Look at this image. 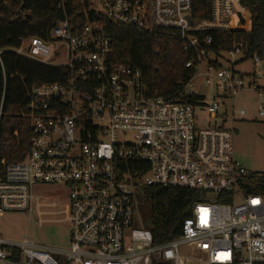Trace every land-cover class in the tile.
<instances>
[{
    "label": "built area",
    "instance_id": "built-area-1",
    "mask_svg": "<svg viewBox=\"0 0 264 264\" xmlns=\"http://www.w3.org/2000/svg\"><path fill=\"white\" fill-rule=\"evenodd\" d=\"M87 2L81 13L92 12L90 20L54 19L46 38L22 36L12 49L61 68L64 78L28 90L21 116L29 120V150L19 161H0V215L35 212L40 223L45 208L61 214L68 249L52 252L28 239L0 237V264H264V196L246 193L248 171L234 159L233 130L215 124L220 110L226 114L224 101L232 102L239 90L264 96L256 81L264 57L250 53L243 39L216 53L202 47L213 43L211 35L199 38L205 32L249 30L246 6L241 0H210L209 17L192 19V0ZM28 15L17 10L11 20ZM101 19L146 32L179 30L184 49L195 51L185 64L194 69L192 77L178 82L173 97L151 92L139 69L108 62L111 38ZM221 52L238 59L222 67ZM247 60L252 70L245 85L235 67ZM199 74L213 90L207 100L193 90ZM196 112L211 122L198 126ZM230 112L248 114L233 106ZM257 113L264 117L263 105ZM128 132L133 141L120 142L118 136ZM123 163L136 169L125 170ZM42 186H60L68 205L47 204ZM140 186L197 192L176 239L155 244L151 232L136 225Z\"/></svg>",
    "mask_w": 264,
    "mask_h": 264
},
{
    "label": "trees",
    "instance_id": "trees-1",
    "mask_svg": "<svg viewBox=\"0 0 264 264\" xmlns=\"http://www.w3.org/2000/svg\"><path fill=\"white\" fill-rule=\"evenodd\" d=\"M0 0V161L21 160L29 150V120L22 117L26 94L33 86L52 83L64 78V71L16 54L22 36L46 38L53 20L76 17L81 23L92 18V12L81 13L87 8V0ZM63 8H58L59 3ZM250 15L249 30L202 33V40L211 35L213 43L202 47L218 53L230 48L233 40L248 42L250 53L264 57V0H241ZM17 10L28 11L24 20H11ZM210 15V0H192V19ZM104 30L111 38L108 62L139 69L151 92L173 97L178 82H187L194 69L185 64L195 57V51L184 49V40L174 28H157L152 32L139 30L132 25L112 24L101 19ZM244 34L247 36L244 37ZM191 101V100H190ZM16 132V134H14ZM125 164V170H135L133 164ZM145 168V167H144ZM146 169V168H145ZM2 166L0 164V176ZM246 193L264 196V175L248 172ZM137 197L148 209V219L142 226L148 229L155 244L176 239L182 221L189 217L198 201L197 192L191 189L140 186ZM15 259L18 258L16 254ZM56 258H60L55 254Z\"/></svg>",
    "mask_w": 264,
    "mask_h": 264
},
{
    "label": "rangeland",
    "instance_id": "rangeland-1",
    "mask_svg": "<svg viewBox=\"0 0 264 264\" xmlns=\"http://www.w3.org/2000/svg\"><path fill=\"white\" fill-rule=\"evenodd\" d=\"M246 36L244 34V37ZM220 56L222 60H219V63L226 68L231 67V64L238 59V55L235 59H232L227 52H221ZM235 69L243 73L245 85L251 81L252 66L248 60L236 64ZM205 70V64L203 63L201 71L204 72ZM257 71L261 74L258 77L259 79H256L257 84L264 86L262 78L264 63H260ZM203 79L204 76L200 74L194 77L195 85L193 90L198 94L205 95L207 100L213 94V90L203 84ZM261 105L264 106V96L259 97L255 91L250 89H241L234 95L232 102L230 100L224 101L223 109L226 114L220 110L215 124L220 125L223 123L225 127L233 130L234 159L248 172L264 175V117H260L257 113V109ZM232 106L235 110L244 108L248 113L247 116L242 118L237 114L232 115L230 112ZM196 113L198 126L211 122L209 116L204 113ZM118 139L120 142H123V140L132 142L133 133L128 132L125 138L119 135ZM38 190L49 196L47 204L53 205L52 203L56 202L60 207L68 205V201L60 186H42ZM136 192L139 193V190ZM47 210L49 209L45 208V213L40 215L42 219L40 223H38V215L35 212L30 214L25 212H6L0 215V237L14 242L28 239L37 246L47 248L52 252L68 249V226L63 222H59V220L56 221V215L50 212L46 213L48 212ZM134 210L136 225L141 227L143 222L148 219V209L138 197L135 198ZM58 216L60 218L61 214Z\"/></svg>",
    "mask_w": 264,
    "mask_h": 264
},
{
    "label": "crops",
    "instance_id": "crops-1",
    "mask_svg": "<svg viewBox=\"0 0 264 264\" xmlns=\"http://www.w3.org/2000/svg\"><path fill=\"white\" fill-rule=\"evenodd\" d=\"M55 219H56V221L59 219V218H58V215L55 216Z\"/></svg>",
    "mask_w": 264,
    "mask_h": 264
},
{
    "label": "water",
    "instance_id": "water-1",
    "mask_svg": "<svg viewBox=\"0 0 264 264\" xmlns=\"http://www.w3.org/2000/svg\"><path fill=\"white\" fill-rule=\"evenodd\" d=\"M188 21H189V18H188Z\"/></svg>",
    "mask_w": 264,
    "mask_h": 264
}]
</instances>
